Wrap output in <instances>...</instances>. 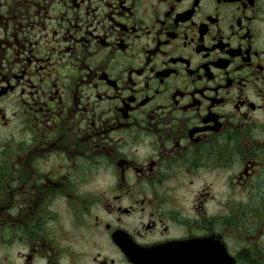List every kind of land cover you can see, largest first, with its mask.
Instances as JSON below:
<instances>
[{"label":"flooded vegetation","instance_id":"flooded-vegetation-1","mask_svg":"<svg viewBox=\"0 0 264 264\" xmlns=\"http://www.w3.org/2000/svg\"><path fill=\"white\" fill-rule=\"evenodd\" d=\"M0 264H264V0H0Z\"/></svg>","mask_w":264,"mask_h":264}]
</instances>
